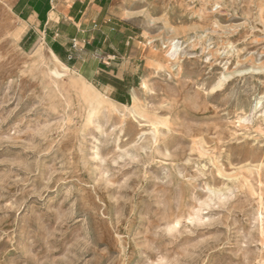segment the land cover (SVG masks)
<instances>
[{
    "label": "rangeland",
    "instance_id": "rangeland-1",
    "mask_svg": "<svg viewBox=\"0 0 264 264\" xmlns=\"http://www.w3.org/2000/svg\"><path fill=\"white\" fill-rule=\"evenodd\" d=\"M16 1L0 0V264H264V0H114L102 31H131L136 59L102 81L104 49L63 77L38 62ZM85 82L118 105L93 110Z\"/></svg>",
    "mask_w": 264,
    "mask_h": 264
},
{
    "label": "crops",
    "instance_id": "crops-1",
    "mask_svg": "<svg viewBox=\"0 0 264 264\" xmlns=\"http://www.w3.org/2000/svg\"><path fill=\"white\" fill-rule=\"evenodd\" d=\"M114 0H17L13 13L26 26L28 39L38 37L62 62L72 68L86 69L94 53H102L101 65L92 73L93 79L102 81L109 59H136L132 55L131 31L117 40L102 29L112 31ZM72 45H75L73 49ZM55 53L53 52V50ZM100 64V65H99Z\"/></svg>",
    "mask_w": 264,
    "mask_h": 264
},
{
    "label": "bare ground",
    "instance_id": "bare-ground-1",
    "mask_svg": "<svg viewBox=\"0 0 264 264\" xmlns=\"http://www.w3.org/2000/svg\"><path fill=\"white\" fill-rule=\"evenodd\" d=\"M15 33H16V31H15ZM169 44L171 47L169 50V57L172 58L174 56V53H175V42L171 41ZM48 53H49L51 61L45 60L44 54L41 50L36 51L35 57L38 60V62H40L41 64L43 62L46 63L47 68H48L49 72H51L52 75H54L56 77H63L64 74L59 73L57 70L58 65L62 68L63 72H68L69 68L65 64H63L49 49H48ZM85 83H86L85 87H87V91L81 90V91H79V93L82 96L83 100L85 102H87L93 110H101V109H107L108 110V108H110V106L118 105L116 102L104 97L101 93H99L94 88V86H92V84H90L88 82H85ZM141 88L145 89L144 83L141 84Z\"/></svg>",
    "mask_w": 264,
    "mask_h": 264
},
{
    "label": "built area",
    "instance_id": "built-area-1",
    "mask_svg": "<svg viewBox=\"0 0 264 264\" xmlns=\"http://www.w3.org/2000/svg\"><path fill=\"white\" fill-rule=\"evenodd\" d=\"M73 49H75V45H72Z\"/></svg>",
    "mask_w": 264,
    "mask_h": 264
},
{
    "label": "trees",
    "instance_id": "trees-1",
    "mask_svg": "<svg viewBox=\"0 0 264 264\" xmlns=\"http://www.w3.org/2000/svg\"><path fill=\"white\" fill-rule=\"evenodd\" d=\"M53 50V49H52ZM53 52L55 53V51L53 50ZM56 54V53H55Z\"/></svg>",
    "mask_w": 264,
    "mask_h": 264
}]
</instances>
